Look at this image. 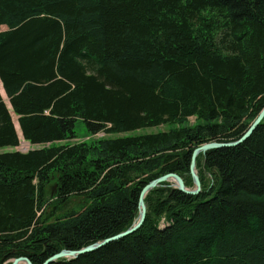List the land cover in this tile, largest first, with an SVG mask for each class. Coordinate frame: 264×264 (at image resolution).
<instances>
[{
	"label": "trees",
	"instance_id": "16d2710c",
	"mask_svg": "<svg viewBox=\"0 0 264 264\" xmlns=\"http://www.w3.org/2000/svg\"><path fill=\"white\" fill-rule=\"evenodd\" d=\"M0 82V264H43L126 231L146 184L191 189L192 151L243 136L264 0H0ZM79 125L123 136L74 142ZM195 163L199 194L165 182L137 232L50 264H264V119Z\"/></svg>",
	"mask_w": 264,
	"mask_h": 264
},
{
	"label": "water",
	"instance_id": "95a60500",
	"mask_svg": "<svg viewBox=\"0 0 264 264\" xmlns=\"http://www.w3.org/2000/svg\"><path fill=\"white\" fill-rule=\"evenodd\" d=\"M263 119H264V107L260 110V112L258 113L256 118L249 125L247 131L237 141L231 142V143L208 142V143L202 144L199 147L195 148L191 153V160H190V164H189V173H190V176H191L192 181H193V188H191V189L186 188L183 180L175 173H168L166 175H163L159 178H156V179L150 181L148 184H146L142 188V190L139 194L138 215H137V218L135 219V221L133 222V224L130 228H128L126 231L121 232V233H119V234H117L111 238H108L106 240H102L100 242H96L94 244L88 245V246L81 248L79 250H73V251L62 250L59 253L48 258L43 264H50L52 262H55L57 260H62V259H67V260L76 259L77 257L84 255L86 253L94 252V251L100 249L101 247H103L104 245H106L108 243L123 239V238L137 232L139 230V228L142 226L144 219H145V213H146L145 204H144L145 196L152 189L160 186L161 184H163L165 182L170 183L173 188L179 190L180 192H182L184 194L192 195V196L199 194V192L201 190V184H200V180H199L197 170H196V163H195L196 158L200 154L204 155L207 151H209L211 149L236 146V145L244 142L252 134V132L255 130V128L260 124V122ZM16 132H17V130H16ZM6 263H9V264H31L30 261L24 257L14 258V259L7 261Z\"/></svg>",
	"mask_w": 264,
	"mask_h": 264
},
{
	"label": "rangeland",
	"instance_id": "374dc122",
	"mask_svg": "<svg viewBox=\"0 0 264 264\" xmlns=\"http://www.w3.org/2000/svg\"><path fill=\"white\" fill-rule=\"evenodd\" d=\"M3 98V100H4V102L6 103V102H8L7 101V98H6V96L5 97H2ZM7 105V104H6ZM9 107H10V105H9ZM10 109V108H9ZM17 118L12 114V120H13V123H14V121H16L17 122V120H16ZM189 122L192 124L193 122H194V119L193 118H191L190 120H189ZM79 128H78V135H79V138L77 139V140H75L74 142H77V141H82L83 139H86V140H92V139H94V138H98V137H112V138H114V137H118V136H123V135H121V134H119V135H105L104 133H99V134H97L96 136H94L93 138H87L86 137V132L84 131V129H83V127H80V125L78 126ZM167 129V126L166 125H162V126H159L158 128H147V129H142V130H139V131H137V132H133V133H131V134H139V133H141V134H145V133H151V132H156L157 130H166ZM19 135V134H18ZM19 138H20V145H19V147L17 148L18 150H20V151H27L29 148H30V146H29V144H27L23 139H22V137H21V135L19 136Z\"/></svg>",
	"mask_w": 264,
	"mask_h": 264
},
{
	"label": "bare ground",
	"instance_id": "6f19581e",
	"mask_svg": "<svg viewBox=\"0 0 264 264\" xmlns=\"http://www.w3.org/2000/svg\"><path fill=\"white\" fill-rule=\"evenodd\" d=\"M0 93H1L2 97H5V93H4L3 89H2L1 82H0ZM6 104H7V107L10 108L9 107V103L6 102ZM14 126H15V129L17 130V133L20 136L21 135L20 129H19L18 123L16 121H14Z\"/></svg>",
	"mask_w": 264,
	"mask_h": 264
},
{
	"label": "crops",
	"instance_id": "0c3cea01",
	"mask_svg": "<svg viewBox=\"0 0 264 264\" xmlns=\"http://www.w3.org/2000/svg\"><path fill=\"white\" fill-rule=\"evenodd\" d=\"M0 95H1V93H0ZM2 96V95H1Z\"/></svg>",
	"mask_w": 264,
	"mask_h": 264
}]
</instances>
